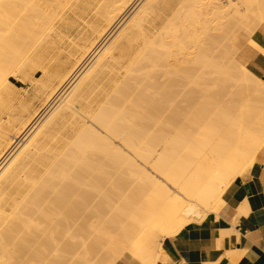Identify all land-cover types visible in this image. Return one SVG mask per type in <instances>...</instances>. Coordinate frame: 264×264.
I'll return each instance as SVG.
<instances>
[{
	"label": "bare ground",
	"instance_id": "6f19581e",
	"mask_svg": "<svg viewBox=\"0 0 264 264\" xmlns=\"http://www.w3.org/2000/svg\"><path fill=\"white\" fill-rule=\"evenodd\" d=\"M143 1L0 0V170L62 99L0 175V264H157L264 147V0Z\"/></svg>",
	"mask_w": 264,
	"mask_h": 264
},
{
	"label": "crops",
	"instance_id": "0c3cea01",
	"mask_svg": "<svg viewBox=\"0 0 264 264\" xmlns=\"http://www.w3.org/2000/svg\"><path fill=\"white\" fill-rule=\"evenodd\" d=\"M260 29L253 38L264 47ZM246 48L244 60L264 77V53L249 42ZM225 201L220 218L210 213L166 237L165 257L157 264H264V147L249 172L227 189ZM131 262L124 258L117 263Z\"/></svg>",
	"mask_w": 264,
	"mask_h": 264
},
{
	"label": "rangeland",
	"instance_id": "374dc122",
	"mask_svg": "<svg viewBox=\"0 0 264 264\" xmlns=\"http://www.w3.org/2000/svg\"><path fill=\"white\" fill-rule=\"evenodd\" d=\"M144 1H146V0H144ZM144 1H143V3H144ZM142 3V4H143ZM142 4H139V8L142 6ZM138 5V4H137ZM139 8H137V10L139 9ZM134 10V9H133ZM137 10H135V12L137 11ZM132 12V11H131ZM135 12H132L133 14L135 13ZM131 18V17H130ZM129 18V19H130ZM128 19V20H129ZM119 27V26H118ZM124 27V25L122 26V28ZM122 28L120 27V28H116V30L115 31H117L116 32V34L115 35H113V34H111L110 36H109V39H107L106 40V42L107 43H105L104 42V46L102 47L103 49L101 50V52L96 56V55H94V56H96V57H94L92 60V62L90 63V65L85 69V71L78 77V79L75 81V83L72 85V87H74V85L80 80V78H82V76L86 73V71L90 68V66L98 59V57L101 55V53H103V51L110 45V43L112 42V40L117 36V34L122 30ZM114 31V32H115ZM113 32V33H114ZM112 37V38H111ZM67 38V37H66ZM111 39V40H110ZM108 41H110V42H108ZM81 43H82V41H81ZM77 46H74V47H66V49H64L63 51H61V52H63L62 54L64 55V57L62 58L63 59V61L66 59V60H68V59H70V60H72V61H74L75 62V60L76 59H74L75 58V56L77 57V58H79L80 57V55L81 54H78V53H80V48L79 47H77ZM70 48V49H69ZM76 48V49H75ZM79 48V49H78ZM78 49V50H77ZM67 50H68V52H67ZM75 50V51H74ZM65 51V52H64ZM79 51V52H78ZM72 55V57L70 56V55ZM78 54V55H77ZM74 55V56H73ZM68 58H67V57ZM79 56V57H78ZM91 61V60H90ZM14 78V77H13ZM28 84V85H27ZM72 87L69 89V90H67V93L72 89ZM20 89L18 90V91H20L21 93H23V94H27V91H29V92H31V88H32V85L30 84V83H28V82H26V83H24L23 84V87H19ZM22 89H23V91H22ZM25 90V91H24ZM27 90V91H26ZM25 92V93H24ZM22 94V95H23ZM62 101V99H60L59 100V102L55 105V107L53 108V111H54V109L59 105V103ZM36 103H38V104H36ZM43 102H42V100H35V107L36 108H38V107H40L41 106V104H42ZM50 110V109H49ZM52 110L51 111H48V112H45L44 113V115L42 116L43 117V119H42V117H41V119H40V123L38 124L37 123V127L34 129V130H32V131H30L29 132V134L28 135H26L21 141H20V143H19V145L14 149V151L12 152V154L10 155V157H9V160L7 161V163L2 167V169L0 170V175H1V173L4 171V169L12 162V160L16 157V155L21 151V149L26 145V143L29 141V139L36 133V131L47 121V119H48V117L51 115V113L53 112ZM50 113V114H49ZM7 119H6V117H4V119L1 121V122H3V121H6ZM10 137L11 138H13V139H15V141L16 140H18V138H15L16 136H14L13 137V135H15L18 131H17V128L16 129H12L11 127H10ZM12 130H14V131H12ZM16 132V133H15ZM13 133V134H12ZM21 135V133H19L17 136H20ZM14 143V141L12 142V144ZM252 166H250L249 168H248V170L245 172V174L247 173V172H249V170H250V168H251ZM194 223V222H193ZM131 264H137L136 262H134V261H132L131 262Z\"/></svg>",
	"mask_w": 264,
	"mask_h": 264
}]
</instances>
